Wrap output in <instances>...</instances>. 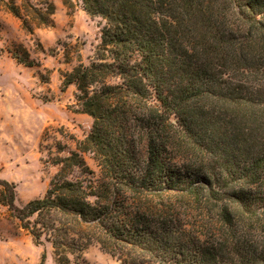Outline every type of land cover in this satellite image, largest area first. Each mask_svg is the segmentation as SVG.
Returning <instances> with one entry per match:
<instances>
[{
    "label": "trees",
    "instance_id": "trees-1",
    "mask_svg": "<svg viewBox=\"0 0 264 264\" xmlns=\"http://www.w3.org/2000/svg\"><path fill=\"white\" fill-rule=\"evenodd\" d=\"M77 1L106 20L64 73L92 128L43 196L18 205L0 179L8 217L57 264L93 243L124 264H264V0ZM3 2L30 33L53 23L52 1Z\"/></svg>",
    "mask_w": 264,
    "mask_h": 264
},
{
    "label": "rangeland",
    "instance_id": "rangeland-1",
    "mask_svg": "<svg viewBox=\"0 0 264 264\" xmlns=\"http://www.w3.org/2000/svg\"><path fill=\"white\" fill-rule=\"evenodd\" d=\"M15 1L42 7L47 0ZM49 1L56 8L52 25L35 27L30 33L0 0V179L16 185L18 205L46 193L61 167L57 162L77 151L94 121L82 112L76 85L65 87L64 73L93 60L106 20L91 17L77 0L72 9L63 0ZM19 46L28 50L35 65L13 56L11 52ZM83 156L98 174L93 154ZM78 174L74 169L69 177ZM43 252L45 264H57L52 246L36 245L0 204V264H41ZM84 255L89 264H124L98 243Z\"/></svg>",
    "mask_w": 264,
    "mask_h": 264
}]
</instances>
